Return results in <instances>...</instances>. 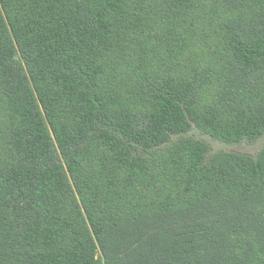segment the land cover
Wrapping results in <instances>:
<instances>
[{"label": "trees", "instance_id": "16d2710c", "mask_svg": "<svg viewBox=\"0 0 264 264\" xmlns=\"http://www.w3.org/2000/svg\"><path fill=\"white\" fill-rule=\"evenodd\" d=\"M262 136L264 0H0V264H264Z\"/></svg>", "mask_w": 264, "mask_h": 264}, {"label": "rangeland", "instance_id": "374dc122", "mask_svg": "<svg viewBox=\"0 0 264 264\" xmlns=\"http://www.w3.org/2000/svg\"><path fill=\"white\" fill-rule=\"evenodd\" d=\"M263 143H264V136H262L258 142H255L252 145H250V148H248V149L251 151H254L255 148L258 147V145L263 144Z\"/></svg>", "mask_w": 264, "mask_h": 264}]
</instances>
